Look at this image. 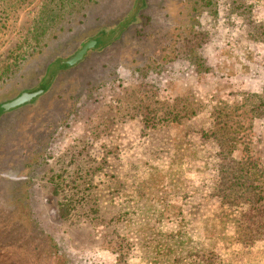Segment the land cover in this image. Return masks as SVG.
<instances>
[{
  "label": "rangeland",
  "instance_id": "obj_1",
  "mask_svg": "<svg viewBox=\"0 0 264 264\" xmlns=\"http://www.w3.org/2000/svg\"><path fill=\"white\" fill-rule=\"evenodd\" d=\"M263 206L264 0H0V264H264Z\"/></svg>",
  "mask_w": 264,
  "mask_h": 264
},
{
  "label": "water",
  "instance_id": "obj_2",
  "mask_svg": "<svg viewBox=\"0 0 264 264\" xmlns=\"http://www.w3.org/2000/svg\"><path fill=\"white\" fill-rule=\"evenodd\" d=\"M94 46H95V41L90 40L86 42L74 56H72L70 59L66 60L65 62H62V64L66 67H71L75 65L76 63L80 62L87 53V51L93 49ZM41 94H42L41 91L22 93L16 99L12 100L7 104L2 105V108L15 109L21 107L29 103L31 100H33L34 98L38 97Z\"/></svg>",
  "mask_w": 264,
  "mask_h": 264
},
{
  "label": "trees",
  "instance_id": "obj_3",
  "mask_svg": "<svg viewBox=\"0 0 264 264\" xmlns=\"http://www.w3.org/2000/svg\"><path fill=\"white\" fill-rule=\"evenodd\" d=\"M50 14H52V13H50ZM43 16V13H40V12H38L37 13V15L34 17V24L35 23H37L40 19H41V17ZM50 16V15H49ZM34 30H37V29H34ZM38 31V30H37ZM35 34H39L38 32H34ZM40 35V34H39ZM242 169V168H241ZM263 209H264V206H263ZM61 216H63L62 214H61ZM203 258V259H202ZM201 262H203V263H205V264H214V262L213 261H211L210 259H207V258H204V257H201Z\"/></svg>",
  "mask_w": 264,
  "mask_h": 264
}]
</instances>
